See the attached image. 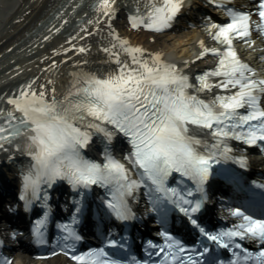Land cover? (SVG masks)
I'll return each mask as SVG.
<instances>
[{"label": "snow or ice", "instance_id": "snow-or-ice-1", "mask_svg": "<svg viewBox=\"0 0 264 264\" xmlns=\"http://www.w3.org/2000/svg\"><path fill=\"white\" fill-rule=\"evenodd\" d=\"M208 3L226 16L218 21L209 15L205 21L215 45L201 39L195 57L173 61L165 58V51H150L121 34L113 24L120 11L118 0H95V10L103 14L112 37L107 47L101 45L108 56L102 63L117 67L106 72L78 68L70 73L72 83L59 98L52 80L38 88L28 80L3 96L0 153L6 161L17 162L16 197L22 207L42 208L29 226L35 244L46 243L51 186L62 181L72 190L67 197L73 205L71 215L57 222L60 251L53 250L51 256L65 253L77 264H264V183L252 181L258 191L245 189L234 173L219 167L214 173L212 168L222 160L247 167V156L232 154L233 139L264 148V70L237 48L238 40L256 48L257 32L264 39V0H254L255 11L237 7L232 0ZM191 7L186 0H132L127 23L134 30L164 34ZM70 48L88 51L83 45ZM60 51L67 53L69 48ZM210 56L216 57L214 67L192 70ZM94 140L101 148L99 158L86 155ZM221 172L250 199L231 209L239 223L209 229L201 215L211 200L210 176ZM173 173L174 182L169 179ZM94 186L100 190L97 214L124 223L137 219L133 205L143 191L148 205L144 215H155L160 238L159 243L143 241L147 258L132 254L127 233L121 239L109 234L104 246L77 251L84 239L77 226ZM173 211L191 227V242L169 228ZM9 235L16 240L21 233L14 230ZM247 241L257 247L246 246ZM5 244L0 238V246ZM0 264H13V257L0 255Z\"/></svg>", "mask_w": 264, "mask_h": 264}, {"label": "bare ground", "instance_id": "bare-ground-1", "mask_svg": "<svg viewBox=\"0 0 264 264\" xmlns=\"http://www.w3.org/2000/svg\"><path fill=\"white\" fill-rule=\"evenodd\" d=\"M93 1L95 0H0V106L6 103L3 96L12 94L13 89L28 80H32V86L36 88L40 84L48 86L49 80L54 81L59 98L72 83L70 73L78 68L106 72L110 67H117L114 63H102L108 60V56L101 45L107 47L112 42V37L103 14L91 6ZM130 1L132 0H118L120 11L113 24L123 36L130 37L133 44H140L150 51L163 50L165 58L173 61L195 57L201 50V39L213 46L211 35L206 29H191L184 23L164 34L132 29L128 26V15L124 8ZM85 32H90L91 36H85ZM153 36L156 37L155 40L152 39ZM45 37L49 38L46 40ZM69 37L73 39L69 40ZM71 44L83 45L88 51L78 52L70 48ZM62 48H69V51L63 53L60 51ZM243 48V53L249 56L260 53V47ZM53 49L57 52L54 53ZM65 55L69 59L65 60ZM53 60L57 61L55 65H52ZM78 60L88 63L86 66L77 65L74 61ZM207 61L208 59L193 65L192 70L199 69ZM259 68L264 70V61H259ZM2 156L4 154L0 153V158ZM13 264L73 263L63 256L38 260L16 252Z\"/></svg>", "mask_w": 264, "mask_h": 264}]
</instances>
